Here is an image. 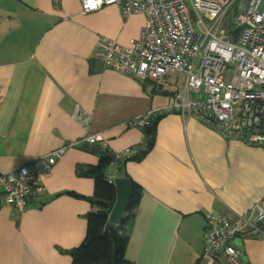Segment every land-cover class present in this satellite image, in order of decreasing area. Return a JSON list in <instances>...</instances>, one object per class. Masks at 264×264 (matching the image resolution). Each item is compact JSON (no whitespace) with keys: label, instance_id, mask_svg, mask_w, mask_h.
Returning <instances> with one entry per match:
<instances>
[{"label":"crops","instance_id":"obj_1","mask_svg":"<svg viewBox=\"0 0 264 264\" xmlns=\"http://www.w3.org/2000/svg\"><path fill=\"white\" fill-rule=\"evenodd\" d=\"M143 25L115 5L82 15L79 0H0V174L64 149L21 214L1 203L0 190V264H71L64 252L80 245L96 208L65 193L92 196L93 181L77 169L97 164L98 154L83 150L96 135L143 190L126 248L131 264H200L207 217L232 218L264 197L263 148L163 112L183 83L170 90L166 77L149 96L153 84L99 71L98 38L128 45ZM76 106L87 128L73 118ZM149 112L158 119L148 149L145 130L126 124ZM123 152L130 158L122 161ZM261 230L240 236L245 264H264V223Z\"/></svg>","mask_w":264,"mask_h":264},{"label":"built area","instance_id":"obj_2","mask_svg":"<svg viewBox=\"0 0 264 264\" xmlns=\"http://www.w3.org/2000/svg\"><path fill=\"white\" fill-rule=\"evenodd\" d=\"M79 4L82 15L115 5L122 18L144 17L139 38L128 45L98 38L95 61L138 82L163 81L169 73L183 75V86L163 112L200 120L224 139L264 149V0H79ZM73 118L87 128L89 117L77 106ZM156 118L149 112L126 127L145 130ZM86 142L103 144L105 139L96 135ZM63 155L64 149H59L0 174L1 203L21 214ZM120 158L125 161L130 155L123 152ZM114 180L108 174V183ZM263 221L264 197L232 218L209 215L200 264H210L219 255L226 264H243L235 240L247 231L261 232L258 226Z\"/></svg>","mask_w":264,"mask_h":264},{"label":"trees","instance_id":"obj_3","mask_svg":"<svg viewBox=\"0 0 264 264\" xmlns=\"http://www.w3.org/2000/svg\"><path fill=\"white\" fill-rule=\"evenodd\" d=\"M157 82L147 81V83L153 84L156 88L158 87L156 84ZM157 119L158 117L152 121L150 135H145L146 142H149L147 144L148 149L153 145V134L156 129ZM97 154V164L85 166L84 168L78 167L77 169L78 176L93 181L92 196L86 197L75 194V192L65 193L68 197L77 200L89 201L90 203L93 202L92 205H94L96 209L86 215L85 236L80 245L72 250L65 251L64 254L70 257L71 264H131L126 259V248L130 239L129 231L134 223L143 190L139 185L132 182L127 174L122 171L119 157L111 161L108 159L110 152L101 149ZM114 168H116L118 172L116 175H113ZM108 174L113 175L115 179L124 178L129 180L131 184V196L126 210L120 218L111 225L109 231L104 233L111 206L115 201V188L113 184L108 183ZM263 223L264 221L258 226L260 230ZM242 262L245 264L243 260Z\"/></svg>","mask_w":264,"mask_h":264},{"label":"water","instance_id":"obj_4","mask_svg":"<svg viewBox=\"0 0 264 264\" xmlns=\"http://www.w3.org/2000/svg\"><path fill=\"white\" fill-rule=\"evenodd\" d=\"M96 66L99 68V71H102L105 67L103 62L97 61L96 62ZM155 86H149V89H147V94L149 96L152 95V93L155 90ZM167 94L164 93L162 94V96H166ZM146 136H149L151 133V128H146L144 131ZM101 146L99 144H95V145H86L83 150L84 151H88L92 154H97L98 151L100 150ZM108 159H110L111 161L116 160V154L115 153H110L108 155ZM114 188H115V201L114 204L111 206L110 209V213L108 216V222L104 228V233H107L111 227V225L113 223H115L120 216L123 214V212L126 210L128 201L130 199L131 196V184L130 181L124 178H116L114 180V184H113ZM109 205V204H108ZM235 246L237 247L238 251L241 254L242 260L245 262V258H244V246H243V242L240 238H237L235 240Z\"/></svg>","mask_w":264,"mask_h":264},{"label":"rangeland","instance_id":"obj_5","mask_svg":"<svg viewBox=\"0 0 264 264\" xmlns=\"http://www.w3.org/2000/svg\"><path fill=\"white\" fill-rule=\"evenodd\" d=\"M182 83H183V75L179 73H169L167 75L166 82H164L165 87L170 90H173L177 87L178 88L181 87ZM97 144H102V143H97Z\"/></svg>","mask_w":264,"mask_h":264}]
</instances>
